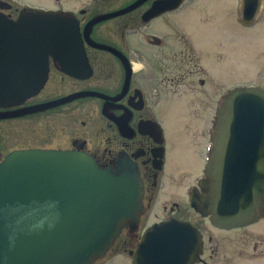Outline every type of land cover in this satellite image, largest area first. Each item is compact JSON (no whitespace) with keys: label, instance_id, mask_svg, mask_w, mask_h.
Instances as JSON below:
<instances>
[{"label":"flooded vegetation","instance_id":"1","mask_svg":"<svg viewBox=\"0 0 264 264\" xmlns=\"http://www.w3.org/2000/svg\"><path fill=\"white\" fill-rule=\"evenodd\" d=\"M85 1L80 8L56 10L73 16L82 43L63 45L69 51L58 53L55 60L49 57L47 80L40 92L21 106L0 107V116L71 98L21 116L0 118V162L12 151L39 148L83 153L110 172L124 165L136 171L142 185L141 215L133 228L127 225L121 230L106 256L93 264L112 251H121L126 256L123 262L131 264L145 232L169 221L189 224L200 235L201 252L195 264H264V196L253 194L250 212L231 213L230 222L215 221L198 206H208L212 187L218 202L222 191L228 190L225 186L236 189L243 178H259V165H264V134L249 138L239 130L226 136L217 129L227 125L215 123L230 91L256 87L223 86L217 82L216 71L222 62L234 68L236 22L250 28L256 25V16L247 24L243 15L238 20L226 15L225 1L218 7L221 15L215 14L210 0H175L176 8L150 18L145 17L153 5L168 0H145L121 14L139 0ZM187 11L191 15H179ZM110 15L117 16L92 24ZM173 108L179 114H205L211 119L206 124H177L169 130L163 118ZM33 125L39 128L30 136L49 142L13 147V137L29 138ZM225 177L237 181L223 183ZM155 205L161 215L148 219Z\"/></svg>","mask_w":264,"mask_h":264},{"label":"water","instance_id":"2","mask_svg":"<svg viewBox=\"0 0 264 264\" xmlns=\"http://www.w3.org/2000/svg\"><path fill=\"white\" fill-rule=\"evenodd\" d=\"M178 4L175 0L154 4L145 18ZM260 6L261 0H242L245 23L253 22ZM10 8L0 0L1 108L31 101L47 80L49 57L55 60L58 53L69 51L63 45L82 43L72 15L21 9L12 19L3 12ZM113 16L117 15L92 24ZM69 98L0 118L21 116ZM215 123L227 125L217 129L226 136L239 130L249 138L264 134V91L256 87L230 91ZM262 166L259 178H243L236 189L225 186L228 190L222 191L218 202L211 184L208 206L198 203L200 212L212 214L218 222H230L234 218L231 213H249L250 199L264 196ZM213 167L212 161L211 176ZM235 179L225 177L223 183ZM141 201L142 185L131 166L110 172L83 153L39 148L12 151L0 162V264H93L106 256L125 226H135L142 212ZM201 246L200 235L189 224H155L145 232L131 264H195Z\"/></svg>","mask_w":264,"mask_h":264},{"label":"rangeland","instance_id":"3","mask_svg":"<svg viewBox=\"0 0 264 264\" xmlns=\"http://www.w3.org/2000/svg\"><path fill=\"white\" fill-rule=\"evenodd\" d=\"M11 5V8L5 13L11 15L12 18H16L21 9H30L35 11H56L58 8H65L67 10L80 8L85 4V0H2ZM228 2V10L226 15H231L238 20L239 15H241V0H210L211 7L215 10L216 15H221L218 7L222 6L223 2ZM188 12V11H187ZM186 12V13H187ZM179 14V15H188ZM191 15V14H189ZM256 25L250 28H244L236 22L235 30L231 26V30H234L236 50H237V62L234 68H232L228 63L222 62L221 65L216 69L218 76L217 82L223 86L236 84L239 85H253L262 90H264V0H261L260 9L256 15ZM165 119L167 127L174 129V126L184 123L193 124H206L209 123L211 117L209 115H184L183 113L176 109H172L171 114H169ZM39 128V126H30L29 138L20 140V137H13L12 145L13 147H37L44 146L49 141L47 139H36L31 137V131L33 129ZM2 142L4 139V134L1 137ZM174 139V137H173ZM54 143V142H53ZM50 144V143H49ZM193 179L188 181V184H192ZM161 215V208L155 205L147 215L148 219H153V216ZM120 252V253H119ZM126 256L122 254L121 251H112L108 254L104 261H100L97 264H128Z\"/></svg>","mask_w":264,"mask_h":264}]
</instances>
